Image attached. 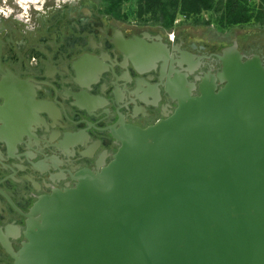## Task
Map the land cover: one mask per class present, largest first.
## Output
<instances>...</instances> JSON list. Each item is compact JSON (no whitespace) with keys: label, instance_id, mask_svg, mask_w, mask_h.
Returning <instances> with one entry per match:
<instances>
[{"label":"water","instance_id":"obj_1","mask_svg":"<svg viewBox=\"0 0 264 264\" xmlns=\"http://www.w3.org/2000/svg\"><path fill=\"white\" fill-rule=\"evenodd\" d=\"M216 57L198 85L175 70L171 114L112 127L120 146L101 170L35 203L16 264H264V56L235 42ZM105 62H78V114L102 111L91 92ZM11 89L7 100L29 96Z\"/></svg>","mask_w":264,"mask_h":264},{"label":"flooded vegetation","instance_id":"obj_2","mask_svg":"<svg viewBox=\"0 0 264 264\" xmlns=\"http://www.w3.org/2000/svg\"><path fill=\"white\" fill-rule=\"evenodd\" d=\"M0 1L13 10L0 12V264H16L42 196L75 187L79 171L110 161L120 146L112 127L124 121L144 128L175 110L179 98L167 90L175 70L198 85L195 77L218 71L216 54L235 42L248 56H264V32L143 27L105 13L98 0H24L27 16L18 0ZM152 46L160 60L148 68L141 62ZM83 57L106 61L91 92L104 107L93 115L78 114L76 105ZM13 86L29 96L7 100Z\"/></svg>","mask_w":264,"mask_h":264},{"label":"trees","instance_id":"obj_3","mask_svg":"<svg viewBox=\"0 0 264 264\" xmlns=\"http://www.w3.org/2000/svg\"><path fill=\"white\" fill-rule=\"evenodd\" d=\"M107 14L122 20H129V13L123 9L130 0H98ZM255 0H136V18L143 24L170 29L181 15L198 17L210 12L207 23L219 28L245 26L259 23L264 26V0L256 5Z\"/></svg>","mask_w":264,"mask_h":264},{"label":"rangeland","instance_id":"obj_4","mask_svg":"<svg viewBox=\"0 0 264 264\" xmlns=\"http://www.w3.org/2000/svg\"><path fill=\"white\" fill-rule=\"evenodd\" d=\"M253 3H255L256 5L261 3V0H255ZM5 4H8L5 1H0V5L1 6H5ZM123 9L128 12L129 14V21L132 23H136L139 25H142L143 27H156V26H152L151 22H149L148 24H143L141 23L137 18H136V14H135V10H136V0H130L129 2L125 3L123 6ZM211 13L210 12H204L202 15L198 16V17H188L186 15H181L177 18L174 27H176L177 25L181 28L182 23H186L189 25H192L195 29L198 30V32H204L206 29H212V30H216V31H220V32H224L230 29H237V31H239V35L240 36H244L247 35L249 33V31H254L256 33H260V32H264V26L259 24V23H251V24H247L245 26H235V27H231V28H219L215 23H207L208 19L211 18ZM172 27V28H174ZM161 28V27H159ZM163 29V28H161ZM171 29V28H170ZM170 29H163V30H170Z\"/></svg>","mask_w":264,"mask_h":264},{"label":"clouds","instance_id":"obj_5","mask_svg":"<svg viewBox=\"0 0 264 264\" xmlns=\"http://www.w3.org/2000/svg\"><path fill=\"white\" fill-rule=\"evenodd\" d=\"M20 7L24 9V12L22 16H27L28 14V4L24 2V0H18ZM13 10L11 8H8L7 5H5L4 8H0V12H2L5 16H8L11 14Z\"/></svg>","mask_w":264,"mask_h":264}]
</instances>
